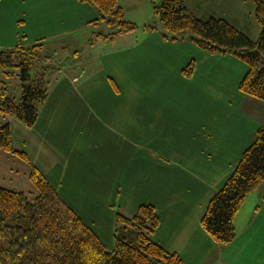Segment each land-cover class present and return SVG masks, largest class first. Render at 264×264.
<instances>
[{
    "label": "rangeland",
    "instance_id": "374dc122",
    "mask_svg": "<svg viewBox=\"0 0 264 264\" xmlns=\"http://www.w3.org/2000/svg\"><path fill=\"white\" fill-rule=\"evenodd\" d=\"M161 1L119 0L136 26L120 34L81 0H0V42L39 45L30 74L48 91L35 126L11 118L14 145L36 141L38 167L110 249L118 214L153 205L161 221L153 238L188 261L186 229L204 239L195 225L264 124V101L241 90L242 58L209 52L188 35L173 39L155 14ZM185 4L203 21L224 19L260 37L256 0ZM13 71L3 76L20 102L22 72ZM143 114L153 120L140 123ZM258 198L264 211V182L238 215Z\"/></svg>",
    "mask_w": 264,
    "mask_h": 264
},
{
    "label": "trees",
    "instance_id": "16d2710c",
    "mask_svg": "<svg viewBox=\"0 0 264 264\" xmlns=\"http://www.w3.org/2000/svg\"><path fill=\"white\" fill-rule=\"evenodd\" d=\"M81 1L96 6L103 19L118 29L117 33L135 30V24L125 20L119 0ZM185 3L186 0H162L155 6V14L165 31L176 40L188 35L209 52L232 53L242 58L248 71L241 81V90L264 101V2L256 0V17L261 26L256 42L224 19L197 18ZM37 46L0 51L2 74L14 75L13 69L18 68L24 82L20 102L8 96L7 84L3 83L0 113L27 127L37 123L36 104L45 103L48 98L46 88L35 84L30 74ZM12 145L11 128L6 124L0 128V149L28 160L25 152L16 151ZM30 179L37 194L0 186V264H184L178 253L154 240L161 222L155 206L142 204L132 216L118 214L115 245L110 249L38 168H33ZM263 182L264 125L207 206L201 223L214 241L229 244L235 240V218L248 195Z\"/></svg>",
    "mask_w": 264,
    "mask_h": 264
},
{
    "label": "crops",
    "instance_id": "0c3cea01",
    "mask_svg": "<svg viewBox=\"0 0 264 264\" xmlns=\"http://www.w3.org/2000/svg\"><path fill=\"white\" fill-rule=\"evenodd\" d=\"M187 9L191 13H193L192 10L189 9L188 7ZM22 47L25 48L26 46H23L21 43L16 45V44H7L4 41L0 42V51H11V50H16ZM3 83L7 84L2 72L0 71V97L2 93L1 88H2ZM144 115L145 114H143L140 117V121H142L140 123H143L145 120H150V121L153 120V114H149L150 115L149 119L144 118ZM11 118L13 117L0 113V128L6 124H9L11 128V124H12ZM20 123L24 125L22 122ZM11 134H12V131H11ZM12 144H13L12 147L16 151L25 152L26 155L28 156V160L21 157L18 153L0 149V186L7 188V189H11V190H16L19 192L36 194V187L32 183L30 176H31V173L34 167L38 168L41 171V169L38 167L39 165L38 162L34 159V156H36L39 161V157L41 156L42 151L39 152V150H36V148L34 147L36 145V141L33 142V146L29 144L27 148L17 147L16 145H14V140L12 136ZM240 159L237 160L233 168H231L230 170H227L228 171L227 174L231 172L230 173L231 175L233 173ZM45 176L49 180V177L47 175ZM227 179L225 180V182L227 181ZM55 188L57 189V191H59L57 187ZM261 201L262 199L258 198L257 203L259 204L256 205V207H249L244 213L242 212V213H239V215L237 214L235 218V228L237 232V237L235 238L233 242L229 244L217 243L204 230L201 222L206 212L205 210L202 217L200 218V221L198 222V226L195 225V228L196 229L198 228V232L201 235H202V232L204 233V235H202L204 239L198 240V241L193 240L192 237H193L194 232L189 229H186L188 233L187 238L189 240L188 239L186 240L184 237V242L182 243L183 244L186 243L184 244L185 246L186 245L190 246V249H189L190 254L187 257L188 261H186L185 257L183 256V253L180 250L174 249V248H165L158 241L157 238L154 240L158 242L159 244H161L165 249L171 252L178 253L182 258L184 257L183 258L184 264H241V262H245V264H259L260 260L264 259V257L260 255L261 246L259 243L260 234L262 230H264V211H262V206L260 205ZM259 216L261 217L259 218ZM157 231L155 232V234L157 233ZM211 256H212V260H210Z\"/></svg>",
    "mask_w": 264,
    "mask_h": 264
},
{
    "label": "snow or ice",
    "instance_id": "6c2138e0",
    "mask_svg": "<svg viewBox=\"0 0 264 264\" xmlns=\"http://www.w3.org/2000/svg\"><path fill=\"white\" fill-rule=\"evenodd\" d=\"M259 243L261 246V252L260 255L264 257V230H262L260 237H259ZM241 264H245V262H241ZM259 264H264V259H261Z\"/></svg>",
    "mask_w": 264,
    "mask_h": 264
}]
</instances>
